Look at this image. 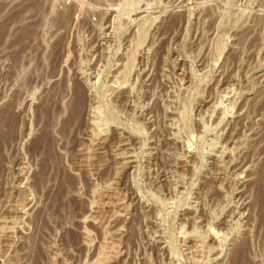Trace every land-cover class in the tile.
Segmentation results:
<instances>
[{"label":"rangeland","instance_id":"obj_1","mask_svg":"<svg viewBox=\"0 0 264 264\" xmlns=\"http://www.w3.org/2000/svg\"><path fill=\"white\" fill-rule=\"evenodd\" d=\"M0 264H264V0H0Z\"/></svg>","mask_w":264,"mask_h":264}]
</instances>
